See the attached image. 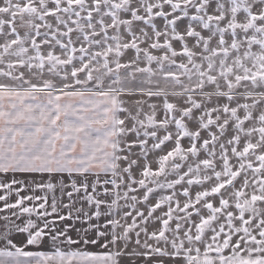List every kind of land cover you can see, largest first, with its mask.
<instances>
[{
  "label": "snow or ice",
  "instance_id": "6c2138e0",
  "mask_svg": "<svg viewBox=\"0 0 264 264\" xmlns=\"http://www.w3.org/2000/svg\"><path fill=\"white\" fill-rule=\"evenodd\" d=\"M0 264H264V0H0Z\"/></svg>",
  "mask_w": 264,
  "mask_h": 264
}]
</instances>
